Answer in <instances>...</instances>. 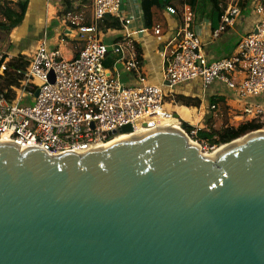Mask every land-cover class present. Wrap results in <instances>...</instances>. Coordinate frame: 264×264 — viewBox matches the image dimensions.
<instances>
[{
    "label": "water",
    "instance_id": "water-1",
    "mask_svg": "<svg viewBox=\"0 0 264 264\" xmlns=\"http://www.w3.org/2000/svg\"><path fill=\"white\" fill-rule=\"evenodd\" d=\"M237 139L214 157L170 125L56 155L0 142V264H264V131Z\"/></svg>",
    "mask_w": 264,
    "mask_h": 264
},
{
    "label": "built area",
    "instance_id": "built-area-1",
    "mask_svg": "<svg viewBox=\"0 0 264 264\" xmlns=\"http://www.w3.org/2000/svg\"><path fill=\"white\" fill-rule=\"evenodd\" d=\"M226 1L217 31L231 25L240 13L238 0ZM120 5L121 0H92V22L77 27L82 46L74 58L67 59L51 49L45 37L24 66L10 67L11 62H22L21 55L0 51V75L11 72L16 77L14 83L0 85V142L18 147L40 143L49 154L56 155L82 152L117 136L173 125L202 153L209 154L217 146L196 137L199 125L188 124L187 128L178 114L167 108L172 101H167L166 95L193 82L203 88L221 83L233 94L237 107L241 103L237 117L254 120L261 125L258 130L264 131V0H256L258 21L238 41L234 54L212 62L205 59L200 39L192 29L190 7L178 11L167 6V12L178 16V23L169 43L163 84L149 83L139 76L136 84L126 85L104 65L108 48L115 54L131 48L121 41L109 45L102 39L99 24L106 15L117 16L124 29L130 23V18L122 16ZM154 32L158 34L160 29L156 27ZM135 68L133 59L125 62L126 72ZM50 73L53 81L49 80ZM27 98L31 103L22 104ZM126 125L130 132L119 133L118 129Z\"/></svg>",
    "mask_w": 264,
    "mask_h": 264
},
{
    "label": "crops",
    "instance_id": "crops-1",
    "mask_svg": "<svg viewBox=\"0 0 264 264\" xmlns=\"http://www.w3.org/2000/svg\"><path fill=\"white\" fill-rule=\"evenodd\" d=\"M255 2L256 0H249L246 6L238 4L240 13L223 31H217L221 24V16L218 19L216 14H213L197 20L188 4H180L178 0H173L167 6H174L178 11L185 6L190 7L193 12L192 29L200 39L205 59L212 62L233 55L238 41L255 28L259 17L254 10ZM121 4L123 5L121 14L124 18H130V23L125 26V29L122 27L121 29L102 30V39L109 45L121 41L126 45H131V48L125 49L121 54L109 51L117 57V61L109 68V71L126 85L136 84L139 76L144 77L149 83L163 84V72L169 59V43L176 33L178 16L170 14L165 8L162 14L166 24L160 27V32L156 34L154 32L156 27L148 28L144 24L141 0H121ZM226 4V0L219 2L223 11ZM92 17V0H74V10L67 11L65 14L61 0H29L21 25L7 37L0 34V51L4 54H19L22 62L26 64L33 56L39 41L45 37L51 49H57L67 59L74 58L82 46V41L76 32L77 27L90 25ZM72 18L73 23H71ZM129 59L134 60L136 68L126 72L124 66ZM217 83L219 82L212 84L214 88L208 96H223L228 105L234 103L231 92L228 91L230 94L218 93V89L223 86L220 83L217 87ZM187 84H193L196 88L201 85L199 82ZM205 93L208 94V92ZM185 108L190 107L185 106Z\"/></svg>",
    "mask_w": 264,
    "mask_h": 264
},
{
    "label": "trees",
    "instance_id": "trees-1",
    "mask_svg": "<svg viewBox=\"0 0 264 264\" xmlns=\"http://www.w3.org/2000/svg\"><path fill=\"white\" fill-rule=\"evenodd\" d=\"M29 0H0V34L7 37L16 27L20 26L25 17L26 9ZM173 0H141V10L143 21L146 27L154 28L165 26L166 22L163 17L162 11ZM221 0H178L180 4H188L193 10L197 20H200L208 15L216 14L219 19L223 8L220 7L219 2ZM249 0H238L236 4L240 6H246ZM61 6L63 13L74 10V0H61ZM100 29L106 31L107 29H121L123 27L119 18L113 14L106 15L99 24ZM117 61V57L113 56L111 52L106 54L104 65L107 68L112 67ZM12 66H24L25 63L21 62L15 64L9 63ZM6 74L7 77H4ZM0 75V85L5 87L16 81V77L11 72H6ZM3 80V81H2ZM171 92L166 95L167 99H173L175 103L184 105L187 107H200L201 98L199 96H191L181 93ZM214 105V108L211 107ZM229 109V105L226 103V99L223 96L211 95L209 97V109L210 113L204 114L202 121L197 130L196 137L203 139L209 144H214L217 147L228 143L234 139L242 137L243 135L258 130L261 125L254 120L242 119L236 125L224 123L219 128H215L213 125V112L218 109L219 106ZM237 113L236 115H238ZM184 126L190 128L188 123H184Z\"/></svg>",
    "mask_w": 264,
    "mask_h": 264
},
{
    "label": "rangeland",
    "instance_id": "rangeland-1",
    "mask_svg": "<svg viewBox=\"0 0 264 264\" xmlns=\"http://www.w3.org/2000/svg\"><path fill=\"white\" fill-rule=\"evenodd\" d=\"M4 77H7L6 74H4ZM217 85H218L217 87H219L220 83H217ZM223 87H220L218 89L219 90L218 93L225 92V94H230L228 93V89H226L225 87L223 88ZM213 88L214 86L212 84L206 86L205 88H203L201 85L196 88L195 86H193V84L192 85L182 84L181 86H177L174 89L173 94L174 92L191 95V96H198L197 94H201L199 96L201 98V105L198 108L196 107L185 108V106L182 107L178 103L175 104L173 99L172 100L170 99L172 102H170L167 105V108H170L174 113H177L179 116V119L182 120L183 122L188 123V124L200 125L202 118L204 117V114L207 115L210 113L209 112L210 111L209 109V97L210 96L208 95L213 90ZM205 92H208V94H206ZM170 100L167 99V101H170ZM27 103H31L30 98H27L25 102H22V104H27ZM236 104H237L236 101L234 103L229 104V109L223 108L220 105L218 109L212 113L213 114V125L215 128H219L224 123L236 125L240 120H242L241 118H238L236 115L237 113H240L239 106L241 107V103H239L238 107Z\"/></svg>",
    "mask_w": 264,
    "mask_h": 264
},
{
    "label": "bare ground",
    "instance_id": "bare-ground-1",
    "mask_svg": "<svg viewBox=\"0 0 264 264\" xmlns=\"http://www.w3.org/2000/svg\"><path fill=\"white\" fill-rule=\"evenodd\" d=\"M170 126H172V127H174L173 125H170ZM176 128V127H175ZM136 134H139V133H132V134H130V135H121V136H117L115 139H111V140H109V142H112V141H115V140H118V139H124V138H129V137H132V136H134V135H136ZM243 138H240V139H237V140H235V141H233L231 144H234V143H236V142H238V141H240V140H242ZM109 142H107V143H109ZM190 142L192 143V144H195L193 141H191L190 140ZM107 143H105V144H107ZM105 144H103V145H105ZM231 144H223V145H221V146H219V147H217L213 152H211V153H204L205 155H207V156H209V157H214V156H216L221 150H224L225 148H227L228 146H230ZM100 146H102V145H100ZM99 146V147H100Z\"/></svg>",
    "mask_w": 264,
    "mask_h": 264
}]
</instances>
